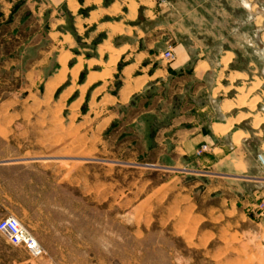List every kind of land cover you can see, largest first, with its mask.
Returning a JSON list of instances; mask_svg holds the SVG:
<instances>
[{
  "label": "rangeland",
  "instance_id": "374dc122",
  "mask_svg": "<svg viewBox=\"0 0 264 264\" xmlns=\"http://www.w3.org/2000/svg\"><path fill=\"white\" fill-rule=\"evenodd\" d=\"M48 2L0 0V221L16 218L45 252L34 260L0 233V264H264V170L237 178L183 156L169 117L137 118L154 105L146 95L136 107L109 101L118 78L90 87L82 69L60 86ZM103 39H79L74 55L96 57ZM222 64L248 75L220 83L226 100L264 113V51Z\"/></svg>",
  "mask_w": 264,
  "mask_h": 264
},
{
  "label": "crops",
  "instance_id": "0c3cea01",
  "mask_svg": "<svg viewBox=\"0 0 264 264\" xmlns=\"http://www.w3.org/2000/svg\"><path fill=\"white\" fill-rule=\"evenodd\" d=\"M33 1L26 0V5ZM48 1L49 7L56 6L52 16L57 19L50 27L56 30L60 86L64 77L82 69L88 70L90 87L109 86L118 78L122 88L109 101L136 107L137 96L146 95L154 105L137 118L169 117L164 133L170 134L183 156L196 158L197 151L207 146L210 151L199 160L224 165L237 178L264 170V113L257 111V117L252 116L255 111L237 112L243 107L226 100L231 90L220 87L230 77H248L241 72L226 75L223 61L256 60L258 50L264 51V33L258 26L264 0H224L229 5L221 0H201V5L190 0ZM225 12L234 17L223 21ZM237 13L244 15L237 19ZM100 35L104 39L96 57L74 55L79 39L88 43ZM166 51L173 52L174 62L164 60ZM70 61L74 70L67 73ZM263 96L264 86L257 95L264 110Z\"/></svg>",
  "mask_w": 264,
  "mask_h": 264
},
{
  "label": "built area",
  "instance_id": "2783aa9c",
  "mask_svg": "<svg viewBox=\"0 0 264 264\" xmlns=\"http://www.w3.org/2000/svg\"><path fill=\"white\" fill-rule=\"evenodd\" d=\"M163 58L169 63L175 61L172 51H166ZM207 150V146L202 147L198 150L197 156L201 157ZM0 233L7 239L10 245L24 250L32 259L39 260L45 256L42 246L16 218L9 217L1 220Z\"/></svg>",
  "mask_w": 264,
  "mask_h": 264
},
{
  "label": "bare ground",
  "instance_id": "6f19581e",
  "mask_svg": "<svg viewBox=\"0 0 264 264\" xmlns=\"http://www.w3.org/2000/svg\"><path fill=\"white\" fill-rule=\"evenodd\" d=\"M228 63H229V62H228ZM201 69H202V67H201ZM199 71H200V70H199ZM201 71H202V70H201ZM256 87L258 88V85H257ZM240 92H241V91H240ZM263 97H264V96H263ZM255 102H258L257 99H256ZM253 103H254V102H253ZM244 104H245V103H244ZM248 104H249V103H248ZM251 104H252V103H251ZM227 105H228V104H227ZM227 105H226V106H227ZM230 105H231V104H230ZM240 105H242V104H240ZM240 105H238V106H240ZM246 105H247V104H246ZM226 106H224V109H227ZM231 106H232V105H231ZM244 106H245V105H244ZM247 106H248V105H247ZM228 107H229V106H228ZM232 107H233V106H232ZM240 107H241V106H240ZM242 107H243V106H242ZM250 107H251V106H250ZM230 110H231V109L229 108L228 112H229ZM252 110H254V108H253ZM226 113H227V112H226ZM258 117H259V116H258ZM241 120H242V119H241ZM260 120L262 121V119H260ZM260 120H259V122H261ZM255 122H256V121H255ZM259 122H258V123H259ZM254 124L257 125L256 123H254ZM259 125H260V124H259ZM256 127L258 128V126H256ZM217 128H218V127H217Z\"/></svg>",
  "mask_w": 264,
  "mask_h": 264
}]
</instances>
